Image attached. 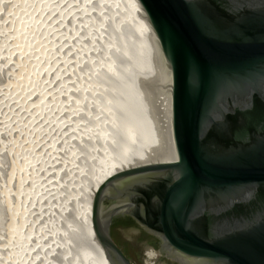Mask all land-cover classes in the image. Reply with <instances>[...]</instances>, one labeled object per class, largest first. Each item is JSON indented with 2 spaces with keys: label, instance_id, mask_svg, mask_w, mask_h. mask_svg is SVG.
Masks as SVG:
<instances>
[{
  "label": "water",
  "instance_id": "1",
  "mask_svg": "<svg viewBox=\"0 0 264 264\" xmlns=\"http://www.w3.org/2000/svg\"><path fill=\"white\" fill-rule=\"evenodd\" d=\"M136 2L161 78L117 79L165 94L174 159L94 172L102 264H131L125 220L180 264H264V0Z\"/></svg>",
  "mask_w": 264,
  "mask_h": 264
},
{
  "label": "rangeland",
  "instance_id": "2",
  "mask_svg": "<svg viewBox=\"0 0 264 264\" xmlns=\"http://www.w3.org/2000/svg\"><path fill=\"white\" fill-rule=\"evenodd\" d=\"M116 1L118 0H52V4L56 6L50 12L48 10L53 5L45 6V0H33V3H30L31 6H27L24 10L29 14L25 16L26 19L24 18L27 22L31 21L39 11L48 12L41 19L44 20L45 26L52 23L53 30L51 29L49 33L44 32L40 37L43 41V43L42 41L40 43L41 50L46 49L50 52L51 57L49 56L46 60V66L50 70H43L40 66V63L44 65V58L40 57V59L35 60V57H33L32 61L35 60V65L39 64L40 66L39 69L34 70L38 81H33V89L30 93L28 92V96L31 98L27 97L25 100L19 97L17 99V97L11 95V91L20 89L17 90L18 87L15 88L9 82L17 77L19 64L20 67L23 65V69H27L29 64H32V61H27V59H24L25 57L21 56L22 58H20L17 56L19 58L17 59V53L15 54L17 42L15 35H13V33L15 34L13 29L15 23L11 14L16 5L17 9L19 6L16 0L14 2L13 0H0V190L3 191L7 184L11 188L10 184L13 182L15 174L18 178L21 177L16 164L22 158L17 150L21 148L23 143L24 147L21 150L28 149L26 151H29L27 155L30 154L28 155L29 161H34L32 164H34L37 173L36 180L41 186V189L39 187L35 189L33 183V187H30L28 183L30 177L26 176L23 184L25 183V191H27L21 192L13 187L14 181L12 183L13 189L9 191L12 203L10 206L13 208V212L9 217L7 208L2 204L0 205V246H2L0 247V264L6 259H11L10 254L12 253L11 249H13L9 245L10 242H7V238H9L8 233L6 235L8 221L11 218L15 220L17 212L24 208V204L27 211L24 213L26 220L22 229L25 230L28 226L27 236L30 234L32 238L37 239V242H41L36 243V246L34 242L31 247L34 256L36 254L38 257L35 261L36 264H79L77 251L79 253L85 247L88 251L90 250L91 241H88L87 238L79 239V242L77 240V244L70 238L72 236L73 238L85 236L82 229L83 222H80L82 214H78V212H81L82 202L88 196L85 191L87 188L86 166L94 164L92 163V157H90L93 154L90 155L88 148L91 147L93 150L96 145L92 135L95 132L93 125H105L104 121L97 120L96 110L98 112L104 104L110 106L112 98L118 99L123 96L127 98L128 106L130 104L133 106L132 111L134 114L140 116V119L143 118L150 129L155 128L156 130V126H160L162 130L163 107H161L160 97H165L164 93L162 95V92L154 89L151 90V93L149 92L150 94H145L144 90L134 89L131 81L129 83L117 81V73L113 76H103L101 74L102 70L98 66L102 65L103 61L101 60L109 61V63L116 61V66H118V62L122 63L123 60V54L122 56L119 54L120 51V53H123L124 48L122 47H125V50L131 49L129 44L133 36H130L129 27L125 28L124 26L123 16L119 15L121 2L119 0L118 4ZM34 5H36L35 11L32 10ZM113 5L117 7L118 11L112 7ZM60 6L63 9L57 12ZM127 37L131 40L127 41ZM126 42H129L128 46ZM119 58L122 60L119 61ZM110 69L112 73H115V69L110 66L108 74H110ZM55 70L57 71L54 73ZM31 72L30 70L27 71L30 76L34 75ZM92 77H96V80L91 79ZM98 78H100V81H98ZM103 79L113 88L111 93L107 92L104 95L102 88L105 86L104 88L109 90L110 87L102 85L103 87L98 89H101L98 95L96 85L90 83L103 82ZM62 82L66 84L64 88H62ZM93 86L94 89L92 90ZM41 88L45 89V98L48 99V104L47 102L45 104L47 107L43 105L41 108L45 107L44 111H46V108L49 112L51 111L50 113L46 111L48 114L44 112L45 115L41 111H38L37 114L33 106L34 101H31L35 96V92ZM84 88L86 92L83 94ZM113 93L116 94L115 98ZM165 98L167 99V97ZM30 119H35L32 122L36 125L35 127L38 126L34 132L31 131L32 129L25 131V125L27 126ZM56 120L59 122L57 123ZM90 124L93 129H90ZM147 129L149 128L147 127ZM160 129L159 131H161ZM152 131L155 134L157 130L154 132V129H152ZM27 140H30L29 145L25 147ZM83 148L86 149L82 150ZM33 152L36 153L35 156ZM17 165H20V163ZM9 175L10 177L13 176L11 180ZM2 191H0L1 198L3 196ZM14 199L17 200V203ZM5 243L9 246L4 245ZM77 246L80 247V250ZM21 253L22 251L18 255ZM15 254L17 255V252ZM14 259L10 260L8 264H17L18 261L14 263Z\"/></svg>",
  "mask_w": 264,
  "mask_h": 264
},
{
  "label": "bare ground",
  "instance_id": "3",
  "mask_svg": "<svg viewBox=\"0 0 264 264\" xmlns=\"http://www.w3.org/2000/svg\"><path fill=\"white\" fill-rule=\"evenodd\" d=\"M32 1L33 0H16L19 8L17 9V5H16V8L14 9L13 13L11 14V16H13V22L15 23V26L13 28L15 34L13 33V35H15V40L17 42L15 45L16 50L14 49V47H13V49L15 50V54L17 53L16 57L17 56H19L20 58L25 57L24 59H27V61H32L33 57H35L34 58L35 60L40 59V57L44 58L45 63H44V65H41V63H40V66L42 67L43 70H48L49 67L46 66L47 65L46 60L50 56V52H49V50L47 51L46 49L41 50L40 43L42 40L40 37H42V34L46 31L49 33V31L52 29V27H51L52 23H50V24L48 23V26L47 25L45 26L44 20H42L41 18L43 16L47 15L48 12H40V11L35 16H33L31 21L27 22L25 20L26 19L25 16L29 15V14H27V12H25L24 10L27 8L28 5H30V3ZM45 1H46L44 3L45 6L53 5V6H50V9L48 11L49 12L53 11L55 9L56 5L52 4L53 3L52 0H45ZM94 1H97V0H94ZM118 1H116V2L118 3ZM13 2H14V0H13ZM120 2H121V6H120L121 8L119 7L120 8L119 11L115 5H113L112 7L119 12V15L123 16L122 19H124V22H123V20H121V21L123 22L125 28L129 27V32L131 31L130 36H133V39L131 40L130 38L127 37L128 38L127 41L131 40L130 41L131 45L129 44V42L128 43L126 42L127 46H128V44H129V47L131 46V49L125 50V47L121 46L122 48H124L125 51L123 50V53H120L121 51L119 52V54H121V56L123 54V60L120 59L121 57L119 58V61L122 60L121 62L123 64L118 62V66H116V64H117V63H115L116 61L109 63V61L105 62L106 60L105 61L101 60V61H103L102 65H98L101 68L100 70H102L101 74L103 76L108 77V76H113L114 74L116 75V73H117V76H119L118 73L121 72L122 74L124 73V75H125V74H128V71H127L128 69L134 68V69L139 71L138 74L147 75L151 79L161 78L160 69L158 68L159 66H158V63H157V60L155 57V50H154L153 45H152L153 35H152L150 28L148 27V25L146 24V22L143 19V15L139 10V7H138L136 0H120ZM35 6L36 5H34L33 6L34 8H32L33 11H35ZM62 9L63 8L60 6L59 9L58 10L56 9V10H57V12H59ZM43 38H45V37H43ZM69 40H70V38H69ZM42 43H43V41H42ZM96 55L98 56V54H96ZM17 59H19V58L17 57ZM35 60L32 61V64H29V67L27 69H23L22 68L23 65L20 67V64H19L18 75L16 74L17 77H14V79L12 81H9L10 84H12V86H14L15 88L18 87L17 90L20 89L18 91H11L10 90L11 91L10 93H11V95H13V97H17V99L19 97V98H22L25 100L27 97H30L28 95H29L30 91L33 89V81L34 80L38 81L37 77L35 76L36 72H34V70L35 69L37 70V69H39L38 67H40L39 64H37V63H36L37 65H35ZM87 61H89V60H87ZM34 65H35V67H34ZM110 66H112L113 69H115V71L112 69L115 73H112L111 69H110V74H108V69L110 68ZM31 69H32V72H31ZM95 69H96V67H95ZM29 70L34 75L30 76L27 73V71H29ZM57 70H55L54 73ZM16 71H17V69H16ZM12 77H13V75H12ZM93 78H94V80H96V77H92L91 79H93ZM91 79H90V81H91ZM98 79H99L98 81H100V78H98ZM117 81H118V79H117ZM98 83L97 82L90 83V84L96 85V87H97L96 93L98 95H99V91L101 90V89L100 90H98V89L102 88L103 87L102 85H106V86L110 87L109 86L110 84L108 82L104 81V79H103V82H98ZM70 84L74 85L73 83H70ZM61 85H63L62 88H64V85H66V84H64L62 82ZM8 86H9V83H8ZM96 87H95V89H96ZM104 87L102 88L103 89L102 92H104V95L107 94V92L111 93V90L113 87L108 88L109 90H107ZM11 89H13V88H11ZM93 89H94V86H93L92 90ZM151 90H153V89L148 90V93L149 92L151 93L152 92ZM87 91H88V89H87ZM46 92H47V90H46ZM84 92H86L85 88L83 89V94H84ZM115 95L116 94L113 93L114 98H115ZM162 95H163V93H162ZM45 97H46L45 89L41 88L35 92V96L31 100L32 102L34 101L33 106L35 107L37 114H38V111H41L43 113L45 112L46 114L51 112V111L49 112V110H47V108H46V111H48V113L46 111H44L45 110L44 108L47 107L45 104L48 100ZM165 97H162V96L160 97L161 107H163L162 108V112H163L162 130L160 129V126L159 127L156 126L157 131L155 130V128L150 129V127H148V125L146 124L145 120H144L145 121V124H144L143 118H141L143 121L142 122L140 119V116H136L134 114V112L132 111L133 106L131 104L128 106V102H126L127 98H125L123 96H120L118 99L112 98L111 99L112 104L110 106H108L106 104L103 105L101 103L103 106L101 108H99L98 112H97V110L95 111L97 113L96 115H98L96 117L97 120L99 119L101 121H104L105 125H99V126L93 125L94 121L92 123V125L94 126L93 128H95V132H93L92 135H93V140L95 141L96 145L94 146L93 150L91 149V147H89L88 150L90 151L89 152L90 155L93 154L90 157H92V159H93L92 163H94V164H90V165L86 166L87 169H86L85 175L87 177V183H86L87 188L85 191L87 192L88 196H87L86 200L84 202H82L83 205H82V208L80 209L81 212H78V214H82L81 215L82 218L80 219V222L81 223L83 222V228L82 227L81 228L85 232V236H82L80 238L76 236V237H74L75 239L72 236V238H70L73 241H75L76 244H77V240L79 242V239L81 240L83 238H87L88 241L89 240L91 241V245L89 248L90 250H92L91 252H90V250L88 251L86 247L81 249V251L79 253L77 251L79 264H102V261L100 259V256L98 254V251L96 249V246H95L94 241H93L92 236H91L92 226H91V222H90V216L92 213V197L95 193V190L101 185V175L96 174L94 172H97V171L102 170V169L118 170V165H120L121 170H123V169H126L128 167H134V166L145 164L148 162L172 161L174 159V152H173V147H172L170 128H169V120H168V112H169L168 99H166ZM77 100L79 101V98ZM92 102H94V101H92ZM47 104H48V102H47ZM21 105H20V107H21ZM43 105H45V107L41 108ZM48 109H49V107H48ZM45 113H44V115H45ZM50 118H51V116H50ZM18 120H19V118H18ZM34 120L30 119V121L27 123V126L25 125V131L32 129L31 131L34 132L35 128L38 127V126L35 127L36 125L33 124ZM56 121H57V123L59 122L58 120H56ZM92 125H91L90 129H93ZM147 127L149 129H147ZM152 129H154V132L156 131L155 134H153ZM159 129L161 131H159ZM148 132H149V134L151 133V135H149ZM149 136H151V137H149ZM29 141L27 140V144L25 145V147H27L29 145L28 144ZM22 147H24V143L21 146V148L19 147L20 148L19 150L16 149L17 152L19 151V154L22 155L20 162L18 160L20 165H17L19 163L16 164L17 168L19 169V170L18 169L17 170L20 171L21 177L18 178L16 176V174L14 177L13 176L10 177V175H9L10 180L13 177V182L15 181L13 184V187L15 189L17 188L18 191L26 192L27 190L25 191L26 187H25V183L23 184V180L27 176V177H30V180L28 181V183L30 184V187H33L32 184L34 183L35 189H36V187H39L41 189L40 184H38V182L36 180L37 173L35 171L34 164H32L34 161L32 162V160H30L31 161V163H30L29 156H28L30 154L27 155V152L29 153V151H26L27 148L25 150L24 149L21 150ZM85 149L83 148L82 150H85ZM13 151H14V148H13ZM33 154H34V152H33ZM35 154H34V156H35ZM87 155H89V154H87ZM15 156H14V158H15ZM15 162H16V160H15ZM13 168H12V170H13ZM75 172H77V171H75ZM17 175H19V174H17ZM54 181L56 182L57 180H54ZM55 182H53V183H55ZM12 183L10 184L11 188L7 184L6 188L3 189V187H2L3 191L0 190V191H2V194H3L2 198L0 197L1 198L0 205L2 204L5 208H7V211L9 213L8 217L13 212V208L10 206L12 203H11L10 193H9L10 189H13ZM53 183H51V184H53ZM64 189H65V187H64ZM16 199H14V200H16ZM15 203H17V200L15 201ZM23 207L24 208L22 210L20 209L21 211L17 212V215L15 214L16 215V218H15L16 222L11 217H10L11 219L8 221V226H7L8 232L6 230V235L8 233L9 238H7L8 239L7 242H10L9 245L13 249H11L12 250V253L10 254L11 259L10 258H9V260L6 259V260L2 261L1 264H8L10 260L14 259V257H15L14 263L15 262L17 263V261L19 264H36L37 263L35 261L38 257L36 256V254L34 256V252H32L31 247L34 245L33 244L34 242H35V246L41 242H37V239L32 238V236L30 234L27 236V234H28L27 232L29 230V227L27 226V224H25V225L27 226L28 229L27 228L25 229L24 227L23 228L25 230L22 229V226L26 220L24 213L27 211V209H25L26 208L25 204ZM6 224H7V222H6ZM3 236H4V234H3ZM38 241H39V239H38ZM4 245H6V243ZM78 245H80V244H78ZM0 247H2V246H0ZM79 248L80 247H78V250H80ZM20 251H22V253L20 255H18ZM16 252H17V255L15 254Z\"/></svg>",
  "mask_w": 264,
  "mask_h": 264
},
{
  "label": "flooded vegetation",
  "instance_id": "4",
  "mask_svg": "<svg viewBox=\"0 0 264 264\" xmlns=\"http://www.w3.org/2000/svg\"><path fill=\"white\" fill-rule=\"evenodd\" d=\"M114 226L118 232L128 233L122 235L123 240L116 237L113 231ZM111 235L131 264H180L161 254L158 250L157 239L136 228L130 221L125 220L112 225Z\"/></svg>",
  "mask_w": 264,
  "mask_h": 264
}]
</instances>
